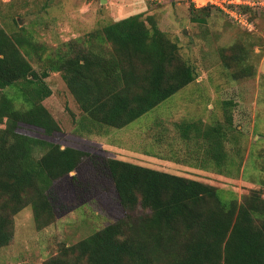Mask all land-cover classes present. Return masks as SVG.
I'll return each instance as SVG.
<instances>
[{
  "label": "trees",
  "instance_id": "trees-1",
  "mask_svg": "<svg viewBox=\"0 0 264 264\" xmlns=\"http://www.w3.org/2000/svg\"><path fill=\"white\" fill-rule=\"evenodd\" d=\"M65 44V52L45 55L46 46L23 26L10 33L0 24V247L11 238L14 216L29 205L39 227L53 222L51 183L91 155L19 130L21 123L48 135L61 129L44 104L52 94L46 81L51 72L61 73L84 120L114 128L127 126L196 78L177 43L143 12ZM31 56L43 61L41 71ZM194 125H183L185 136ZM212 130L205 132L211 138L207 151L220 165L223 139ZM106 165L125 216L43 264H264L262 191L239 201L200 177L117 156ZM138 207L142 212L135 214Z\"/></svg>",
  "mask_w": 264,
  "mask_h": 264
},
{
  "label": "rangeland",
  "instance_id": "rangeland-1",
  "mask_svg": "<svg viewBox=\"0 0 264 264\" xmlns=\"http://www.w3.org/2000/svg\"><path fill=\"white\" fill-rule=\"evenodd\" d=\"M227 1L200 9L193 0H0V24L10 33L23 26L46 46L45 55L65 52L66 42L111 21L140 12L152 15L196 75L127 126L114 128L84 120L61 73L51 72L46 81L52 94L44 104L61 129L48 135L21 123L19 130L91 155L51 183V224L39 227L30 205L14 216L11 238L0 247V264H43L123 218L126 210L106 165L110 156L200 177L225 198L241 201L252 190L264 193V0L256 6L242 2L241 20ZM30 59L37 70L44 68L36 56ZM194 122L185 136L183 125ZM212 126L223 139L226 156L220 165L207 151L211 138L205 132Z\"/></svg>",
  "mask_w": 264,
  "mask_h": 264
},
{
  "label": "built area",
  "instance_id": "built-area-1",
  "mask_svg": "<svg viewBox=\"0 0 264 264\" xmlns=\"http://www.w3.org/2000/svg\"><path fill=\"white\" fill-rule=\"evenodd\" d=\"M149 1H161V0H149ZM195 5L198 6V7H205L209 4H218L220 6H224L222 3H225L227 0H193ZM228 3H232V5L234 4L235 7H232L231 8V12H232V15L237 18V19H240L243 17V14L239 11L238 9V6H240V4L242 2H245L246 4L248 5H251V6H256L258 5L259 3L263 2L262 0H239L238 2H235V0H228L227 1ZM227 10V8H226ZM229 11V10H227Z\"/></svg>",
  "mask_w": 264,
  "mask_h": 264
}]
</instances>
